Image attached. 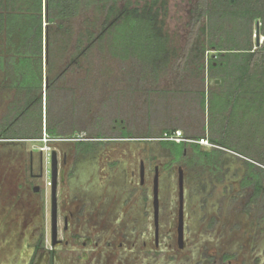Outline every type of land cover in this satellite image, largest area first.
Returning a JSON list of instances; mask_svg holds the SVG:
<instances>
[{"label": "trees", "instance_id": "obj_1", "mask_svg": "<svg viewBox=\"0 0 264 264\" xmlns=\"http://www.w3.org/2000/svg\"><path fill=\"white\" fill-rule=\"evenodd\" d=\"M139 1L142 3L125 0L120 6L119 0H0V90L8 89L16 94L11 101L13 104L7 105L15 113L6 115L8 122L4 119L3 126L0 125V137L41 138L42 95L45 98L44 131L48 137L70 138L81 131H87L89 137H104L101 115L95 114L97 121L90 124L85 114L78 111L85 95L77 97L76 92L81 90L91 65L99 67L105 54L110 55L120 62L129 89L133 91L132 86L136 90L146 80L157 81L151 78L156 75L159 78L169 68V55H176L168 44L160 18L166 0ZM90 12L91 18L87 17ZM192 13L195 29L180 66V76L188 80L198 77L201 87L173 90L184 92L176 99L181 100L184 108L191 106L190 112L194 114L195 110H203L206 91L211 93V88L226 85L232 87L230 90L236 97L246 95L253 108H263L264 42L254 50L252 34L254 23L259 21V35L264 38V0H197ZM203 18L205 23L201 24ZM209 50L214 54L205 61ZM81 57L88 63L85 76L75 87L60 85L66 72L79 68ZM65 58H68L66 64ZM97 71L101 72L100 68ZM205 74L220 82L205 90ZM162 99L164 102L165 97ZM32 111L34 115L28 118ZM20 112H23L20 120L10 124ZM23 119L26 131L16 132L15 126ZM178 129L186 138L207 136L213 144L226 147L219 141L221 133L217 130L211 127L207 135L204 126L197 128L191 123L188 127L165 125L144 134L160 137L164 132ZM117 134L127 137L133 133ZM189 144L194 156L200 159L209 161L214 153L200 151L197 143L163 141L177 157ZM246 161L249 169L245 183L252 185L256 195L264 194V168L256 162L264 163Z\"/></svg>", "mask_w": 264, "mask_h": 264}, {"label": "rangeland", "instance_id": "obj_2", "mask_svg": "<svg viewBox=\"0 0 264 264\" xmlns=\"http://www.w3.org/2000/svg\"><path fill=\"white\" fill-rule=\"evenodd\" d=\"M131 1L133 4L142 3L138 0ZM124 2L125 0H119L118 3L122 6ZM196 2L197 0H166L165 9L161 10L163 30L169 38L170 48L176 55L172 57L169 55L171 57L167 62L169 68L160 74L159 78H156L157 75L151 78L157 81L146 80L136 90L132 86L133 91H131L125 78V70H122L118 60L105 54L99 67L98 64L91 65L81 90L77 89L76 92L77 97L85 95L78 111L80 114H85L87 123L94 122L95 114L101 115L100 124L106 132L105 136L124 132V134L133 133L130 136L137 137L116 139L110 144H105V148L99 146L92 154L75 156L76 160L73 164L76 169L74 176L76 181L73 187L78 192L84 191L90 182H94L90 178H95V182L99 180V175L103 182L105 178L110 179L108 171L105 170L108 161L106 159L124 157L125 160L138 146L141 148V155L146 150L154 151L156 148L157 161L166 159V155L158 151V145L154 143L157 141L153 138H157V135L149 136L144 133L161 129L165 125L177 124L188 127L191 123L197 128L204 126L205 133L209 135L208 130L212 127L221 133L219 141L226 146L223 147L226 151L224 154L221 153V160L215 167L200 165L190 172L187 200L189 243L182 254V264H222L221 256L225 255L229 257L223 259L224 264H264V194L256 195L252 185L245 183L249 169L246 160L264 163V107L253 108L252 101L246 99V95L236 97V94L230 90L232 87L226 85L220 89L211 88V93L206 91L203 110H195L194 114L190 112L191 106L184 108L181 100L176 99L184 93L176 92L178 88L201 87L198 77L192 76L188 80L180 76V66L192 40V31L195 29L192 23V10ZM88 16L91 18V12L87 14ZM202 23H205V18L202 19ZM260 24L259 21L254 23L252 34L254 50L264 42L258 29V45H256L255 29L259 28ZM213 52V50L206 51L205 61L214 54ZM79 60V68L66 72V78L60 81V85L75 87L78 80L85 76L88 63L83 57ZM67 62L68 58L64 63ZM98 68L101 72L97 71ZM205 76V90L220 82L207 78L206 74ZM45 88L46 82L44 90ZM163 96L164 102L161 101ZM15 97L13 91L0 90L1 126L4 119L5 123L8 122L6 115L15 113L10 106L7 108ZM44 100L42 95L41 139H27L21 145L0 141V167L4 169L7 167V172L14 166L16 160L26 157L30 150L34 153L39 149L43 150L44 161L49 160L51 150L57 153L72 152L71 156L74 157V140L56 137L51 139L46 135ZM32 115H34L33 111L28 114V118ZM26 122L28 123V119ZM113 125L115 129L112 128ZM26 128L23 119L14 129L16 132H25ZM76 134L82 140L90 138L87 131ZM90 145L89 142L77 143V151L86 152ZM256 164L264 168V165L258 162ZM109 169L114 172L115 168L113 166ZM120 171L115 170L117 173L114 184L112 183L110 187L115 193L121 190ZM89 175L92 176L89 178Z\"/></svg>", "mask_w": 264, "mask_h": 264}, {"label": "flooded vegetation", "instance_id": "obj_3", "mask_svg": "<svg viewBox=\"0 0 264 264\" xmlns=\"http://www.w3.org/2000/svg\"><path fill=\"white\" fill-rule=\"evenodd\" d=\"M22 113L9 123L18 122ZM135 137H90L81 140L91 144L86 152H78L74 141V157L72 152L53 150L57 160L54 186L52 150L47 161L43 150H30L9 172L0 167V264H182L189 243L190 172L200 165L215 167L226 149L199 146L200 151L214 152L208 161L194 156L189 144L177 157L163 145L165 140L153 138L158 151L166 155L163 161H157L156 148L141 155L138 146L125 160L106 159L110 179L103 182L99 175L95 182L89 175L94 182L86 183V190L78 192L73 187L75 156L92 154L116 139ZM25 140L23 136L0 137L17 145ZM113 166L114 172L121 170V190L116 193L110 190L117 173L109 169ZM228 257L221 256L222 264Z\"/></svg>", "mask_w": 264, "mask_h": 264}, {"label": "built area", "instance_id": "obj_4", "mask_svg": "<svg viewBox=\"0 0 264 264\" xmlns=\"http://www.w3.org/2000/svg\"><path fill=\"white\" fill-rule=\"evenodd\" d=\"M71 139L74 141L82 140L77 136V134L73 135V137L67 138ZM156 139L159 140H166V141H174L177 143L180 142H187V143H197L201 147H208V148H213L215 147V144H213L207 136L200 137L198 139H191V138H186L183 136V133L181 130H175L174 132L168 133L164 132L160 137H157Z\"/></svg>", "mask_w": 264, "mask_h": 264}, {"label": "water", "instance_id": "obj_5", "mask_svg": "<svg viewBox=\"0 0 264 264\" xmlns=\"http://www.w3.org/2000/svg\"><path fill=\"white\" fill-rule=\"evenodd\" d=\"M255 33H256V45H258V27H256ZM215 81L219 82V79H216ZM45 82H46V80H45ZM56 162H57L56 152L53 151L52 155H51V175H52L53 186L55 185L56 174H57Z\"/></svg>", "mask_w": 264, "mask_h": 264}]
</instances>
